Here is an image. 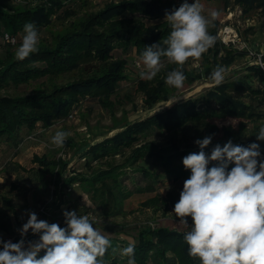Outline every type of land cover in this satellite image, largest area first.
<instances>
[{"label":"trees","instance_id":"1","mask_svg":"<svg viewBox=\"0 0 264 264\" xmlns=\"http://www.w3.org/2000/svg\"><path fill=\"white\" fill-rule=\"evenodd\" d=\"M23 1L25 2L17 6L0 7V37L4 32H9L16 36V44L22 41L26 23H34L39 32L52 24L53 18L74 19L66 26L64 32L55 35L51 44L38 47V52L22 61L15 58V51L10 48L12 45H5L7 48L0 55V92L12 85L29 84L43 78L47 80L43 90L29 95L0 94V143L13 145L14 153H19L21 147L30 143L51 150L54 146L44 140L48 129H52L58 120L69 118L75 108L84 101L97 100L104 107L113 108L111 98L118 94L122 82L128 80L134 82L132 85L136 86L135 89L141 94L144 107L147 109L170 100L176 92V88L165 84L167 73L177 67L169 63L167 58H161L163 65L161 71L149 81L141 79L140 76L131 78L129 60L125 57H115V52L117 49L123 53L132 50L135 62H140L144 70L140 57L145 46L161 41V47H165L162 40L170 32L169 25L164 22L165 12L178 8L183 0H116L110 3L107 0L99 10H92L82 16L76 11L82 0ZM221 1L226 6L230 2ZM235 2L241 6L245 16L259 13L264 17V0ZM217 32L218 29L214 27L212 35L216 37ZM209 51L212 58H205L202 69L189 70L188 61L183 66L187 85L203 78L210 79V74L217 66H223L227 71L237 58L243 55L237 49L227 47L217 38ZM136 68L140 72L143 71ZM248 70L249 74L244 79L215 85L203 95L174 103L166 110L146 119L133 123L124 122L123 131L90 146L87 151L84 146L78 145L75 139L70 137L66 139L62 153L67 147L74 149L76 154L85 151L86 166H90L92 162L105 163L107 166L105 170L93 169L89 175L74 171L70 177L63 179L68 160L61 156L36 153L31 159L34 166L36 165L34 168L37 183L34 191L36 204H45L43 200L54 185L53 203L56 204L58 201L59 206L62 204V187L80 182L83 184L84 192L90 195L91 201L98 207H105V201L110 195L116 197L118 195L119 207L116 211L118 214L122 212L124 202L133 194L155 192L160 178L169 177L175 182L181 181V185L184 184L191 173L184 168L182 159L189 153L200 151L198 145L192 143L193 140L203 139L209 135L213 139L216 133L223 132L226 138L223 146L236 134L243 135L242 131L246 126L244 121L259 124L260 120L264 119V109L259 107L264 106V70L260 66H251ZM76 71L84 73L86 71L87 75L66 83L55 82L56 78ZM255 81L259 85L255 86ZM236 94H245L250 101L246 102ZM255 102L258 106H255ZM229 119L240 121L237 131L232 126L220 128L216 124V120ZM260 127V125L256 127L254 142L261 146L264 141L256 139ZM154 136L164 137V144L155 141ZM231 141L234 145L245 147L253 143L238 144ZM209 146L203 149L208 155L212 151ZM258 159L264 161L261 156ZM15 162L10 161L2 167H7L10 173L18 175L25 168ZM215 164L216 162H210L208 167ZM232 166L234 165H229V170ZM133 168L142 172L147 184L128 190L123 185L122 178L127 170ZM161 168L163 171L160 173ZM5 187L4 183H0V232L11 234L14 231L13 223L18 204L10 194L3 193ZM10 188L14 191L17 185L12 183ZM170 196V199H164L157 195L147 200L143 206L162 205L168 210L170 203L175 205L177 200L176 195ZM52 223H58L61 227L66 226L64 221L59 222L57 219ZM107 230L117 231L115 228ZM187 231L164 226L141 228L137 231L136 242L131 243L135 245L136 264H200L198 258L188 255V245L183 239ZM108 238L117 251L108 249L103 258L105 264H127L129 257L122 255L121 252L130 242L114 237ZM43 255L44 251H41L38 258Z\"/></svg>","mask_w":264,"mask_h":264},{"label":"clouds","instance_id":"2","mask_svg":"<svg viewBox=\"0 0 264 264\" xmlns=\"http://www.w3.org/2000/svg\"><path fill=\"white\" fill-rule=\"evenodd\" d=\"M219 16L216 10L205 15L200 0L189 3L183 0L178 8L165 12L164 22L170 32L161 41L145 46L140 60L144 70L141 79L152 80L162 68V57L177 65L165 77V84L181 89L186 76L183 66L190 59L199 60L216 43L208 31ZM22 41L15 50V58L24 60L39 51V32L34 23L24 25ZM226 68L217 66L210 74L216 86L223 83ZM71 135L57 131L51 143L62 148ZM264 141V126L256 135ZM212 142V136L197 139L199 152L189 153L182 159L183 166L190 170L184 181L179 200L173 212L179 222L189 225L183 239L188 245V255L198 258L200 264H264V161L260 145L247 147L234 145L231 140L223 146L216 144L208 155L203 151ZM210 162H216L208 167ZM232 166L229 170V165ZM28 220L18 230V242L0 238V264H105L104 256L113 247L108 235L94 227V220L76 211H63L65 227L58 223L40 220L29 211ZM31 230L38 235L36 241H25ZM41 251L44 255L38 258ZM122 255L129 257L127 264H136L135 245L124 247Z\"/></svg>","mask_w":264,"mask_h":264},{"label":"rangeland","instance_id":"3","mask_svg":"<svg viewBox=\"0 0 264 264\" xmlns=\"http://www.w3.org/2000/svg\"><path fill=\"white\" fill-rule=\"evenodd\" d=\"M116 0H108L112 2ZM23 0H0V7L8 8L10 6H17L24 3ZM107 0H94L85 1L82 0L79 7L76 8L79 16L84 13L90 12L92 10H99L105 5ZM192 3L194 0H188ZM204 5L205 15H208L210 10H216L219 12V16L213 21V25L209 27L208 31L212 35V30L214 27L218 29L217 38L218 41L224 44L223 40H227L228 34L225 33L226 29H233L238 32L239 38L248 46L247 49L241 50L238 46L229 45L227 47H233L237 49L242 56L237 58L236 62L230 66L225 75V81H237L238 79H244L246 75L249 74V67L258 66L255 62L256 59L251 55L252 53L263 54L264 59V17L259 13H254L251 16H245L241 9V6L235 2V0H230L228 6H226L221 0L206 1L200 0ZM52 24L44 27L39 31L40 42L38 47L44 46L46 44H51L53 38L58 33L65 31L66 26L69 25L72 19H56L53 18ZM226 35V37H225ZM20 43L10 46V48L15 51L19 47ZM225 45V44H224ZM240 46V45H239ZM7 46H0V55L6 50ZM115 57H125L129 60L130 67V77L138 78L140 70L135 67V57L132 50L128 53H123L121 50L117 49L115 52ZM212 58V53L208 50L202 55L199 60H194L190 58L188 60L187 68L189 70L202 69V64L205 58ZM86 71H76L73 73L66 74L62 77L55 79V82L61 84L70 81L77 80L82 77H86ZM46 78L32 81L29 84H21L19 86L7 87V90L1 91L2 95L11 96H25L29 95L35 91L43 90L46 86ZM131 80L122 82V86L118 90V94H115L111 101L114 103L113 108L104 107L102 103L97 100H89L80 103L72 113V117L58 120L52 129H48L45 132L44 140L48 141L50 145L54 146L51 150L45 149L39 144L30 143L21 147L19 153H14V146H9L6 143H0V183L5 184L3 193L10 194L14 201L18 204V211L16 218L13 223V232L11 234L0 232V238L4 241L15 240L19 241L21 236L19 234V229L28 220V212H35L38 219L46 220L52 223L54 219L59 222L64 221L63 211H76L78 215H88L90 219L94 220L97 229L103 232L108 237H114L121 240H126L130 243L136 242L137 231L145 226H164L173 228L179 231H187L190 228L191 217H188L189 225L185 226L179 222L173 212L174 205L170 203V208L167 210L161 205L160 207H145L143 204L152 197L161 195L164 199H170V195H176L177 200H179L180 192L183 190V184L181 181L175 182L169 177L160 178V181L156 184V191L151 193H135L129 197L123 205V210L121 213L116 214L118 210V195H110L105 201L106 206H96L90 199V195L84 192L83 184L76 182L68 187H62V204L59 206L58 201L56 204L53 203L52 191H48V195L44 198V205H37L34 197V191L37 187L34 176V168L36 165L32 163V157L39 153L43 155L45 153L54 157H63L69 161L67 169L63 172V179L70 177L74 171L79 173L90 174L92 170L107 168L105 163L92 162L90 166H86V160L84 158V152L89 149L90 146L96 145L104 141L107 138L113 137L117 133L123 131L125 128L122 127L126 122H135L138 120L146 119L154 114L162 112L170 107L172 104L186 101L192 97H197L206 93L209 89L215 86L211 79H200L191 85H187L184 82V86L181 89H177L171 99L168 101H163L158 103L154 108L147 109L144 107L141 94L136 91V86L132 85ZM259 85L255 81V86ZM239 98H243L246 102L250 99L245 94H236ZM255 106L258 103L255 102ZM260 109H264L263 105H259ZM118 123V124H117ZM246 124L245 129L242 131L243 135L239 136L236 134L231 140L238 144H244L247 142L255 141V131L256 127L264 126V119L260 120L259 124L244 121ZM216 124L220 128L232 126L235 131L240 126V121L236 119L229 120H216ZM68 131L71 133L70 138L75 139L76 143L80 146L85 147V151H80L76 154L75 150L71 147H67L62 153V148H58L51 143V139L57 131ZM49 131V132H48ZM48 132V133H47ZM155 141L164 144V137H153ZM225 136L223 132L216 133L213 136L211 145L209 147L213 148L216 144L222 146ZM195 140L193 144L195 145ZM264 143L260 146L261 158L264 159ZM14 154V155H13ZM121 158H118L120 160ZM10 161H16L15 163H20L22 167L25 168L18 175L16 173H10L7 167L3 168V165L10 163ZM143 164V163H141ZM146 163H144L145 165ZM3 168V169H2ZM162 168L159 169L161 173ZM123 185L128 190H134L136 187L145 186L147 181L144 179L142 172L138 170H127L126 175L122 178ZM14 183L17 185V189L11 191L10 185ZM55 183V182H54ZM59 207V208H57ZM43 208V209H42ZM105 212L109 214L106 215ZM107 228H115L117 231H109ZM39 239L38 235H33L31 230L25 237V241H36ZM2 250V246H0Z\"/></svg>","mask_w":264,"mask_h":264},{"label":"built area","instance_id":"4","mask_svg":"<svg viewBox=\"0 0 264 264\" xmlns=\"http://www.w3.org/2000/svg\"><path fill=\"white\" fill-rule=\"evenodd\" d=\"M225 33L228 34L227 40H225V39L223 40L225 45H227V46L232 45V46H236V47L238 46L241 50H245L248 48L246 43L243 42L241 38H239L237 31H234L233 29L231 30V29L227 28ZM225 37H226V35H225ZM0 43L4 44V45H15L17 43V38H16V36L12 35L9 32H4L0 37ZM251 55H253V57L256 59L255 63L264 70L263 54L261 55V54H256V53L251 52ZM135 65H136V67L142 69L140 62L136 61Z\"/></svg>","mask_w":264,"mask_h":264}]
</instances>
